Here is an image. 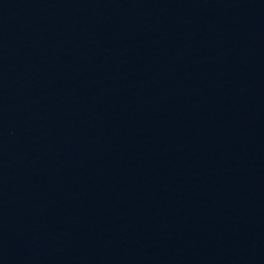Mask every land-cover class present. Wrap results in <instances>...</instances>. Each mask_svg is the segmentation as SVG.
Here are the masks:
<instances>
[{
	"label": "water",
	"instance_id": "95a60500",
	"mask_svg": "<svg viewBox=\"0 0 264 264\" xmlns=\"http://www.w3.org/2000/svg\"><path fill=\"white\" fill-rule=\"evenodd\" d=\"M252 1L260 2V3H264V0H252Z\"/></svg>",
	"mask_w": 264,
	"mask_h": 264
}]
</instances>
